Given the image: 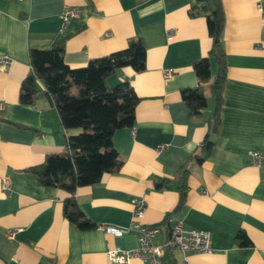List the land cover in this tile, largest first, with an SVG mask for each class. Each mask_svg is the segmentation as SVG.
Listing matches in <instances>:
<instances>
[{
    "label": "crops",
    "instance_id": "crops-1",
    "mask_svg": "<svg viewBox=\"0 0 264 264\" xmlns=\"http://www.w3.org/2000/svg\"><path fill=\"white\" fill-rule=\"evenodd\" d=\"M221 3L225 78L213 130L212 56L211 77L202 84L206 106L191 113L180 95L198 85L193 61L211 48L203 1L0 0V264H115L106 249L135 248L137 236L113 235L103 225L126 226L134 197L145 200L140 220L158 228L156 240L176 221L211 232V251L188 252V264H264V159L256 163L249 156L264 152V0ZM65 6L77 14L63 24ZM137 38L145 68L119 69L106 78L108 86L129 81L139 97L135 121L112 135L119 170L75 190L94 223L80 228L63 215L67 193L41 185L28 170L79 131L62 127L40 80L34 101H19L29 50L62 45L64 61L75 67ZM166 69L173 70L168 78ZM206 136L213 142L208 153ZM2 177L10 191L1 189ZM239 232L246 244L238 242ZM172 255L180 264L182 254ZM130 264L143 262L132 258Z\"/></svg>",
    "mask_w": 264,
    "mask_h": 264
},
{
    "label": "trees",
    "instance_id": "trees-1",
    "mask_svg": "<svg viewBox=\"0 0 264 264\" xmlns=\"http://www.w3.org/2000/svg\"><path fill=\"white\" fill-rule=\"evenodd\" d=\"M205 9L211 48L206 56L193 61V70L198 79L196 87L181 89V98L191 113L205 107L207 99L202 84L211 77L210 57L217 64V74L211 89L216 106L213 130L218 124L222 83L225 78L222 32L225 15L221 0H201ZM62 45L29 50L30 71L20 84L19 101L31 104L38 92L36 82L40 80L44 93L55 106L64 129H79L66 136L63 150L47 154L39 164L28 168L43 186L57 187L67 196L63 201V215L80 228L94 223L81 210L75 190L98 182L106 173L117 172L121 161L113 146L112 135L122 127H131L135 121V109L139 97L128 80L108 86L106 78L115 71L130 68L134 72L145 68V47L141 39L129 40L126 47L107 55L94 57L81 66L72 67L64 61ZM213 142L206 136L203 150L208 153ZM162 184L156 181L155 186ZM180 196L185 193L184 182L180 184ZM171 229V228H170ZM170 232V230H169ZM169 232L167 234H169ZM240 244H246L243 233L237 234ZM165 258L174 264L171 254Z\"/></svg>",
    "mask_w": 264,
    "mask_h": 264
},
{
    "label": "built area",
    "instance_id": "built-area-1",
    "mask_svg": "<svg viewBox=\"0 0 264 264\" xmlns=\"http://www.w3.org/2000/svg\"><path fill=\"white\" fill-rule=\"evenodd\" d=\"M259 7V4H257ZM77 14L75 7L65 6L60 14L62 23L65 24L69 18ZM264 17V15H263ZM6 61V56L2 57ZM172 69L164 70V77L168 78L172 75ZM134 130V127H132ZM249 156L253 162L259 163L264 159V152L250 151ZM1 189L10 191L8 178H1ZM132 218L126 226H117L111 224L103 225L106 232L113 235H121L125 231H134L137 236V246L130 249H122L120 247H108L106 254L109 260L115 264H130L132 258L140 259L143 264H170L165 258L166 254L178 251L182 254L180 264H188V252H210L211 251V232L205 229L186 228L181 221H176L169 234L163 239L156 240L158 228L141 222L145 210V200L140 197L131 199ZM10 236L13 232L9 233Z\"/></svg>",
    "mask_w": 264,
    "mask_h": 264
}]
</instances>
